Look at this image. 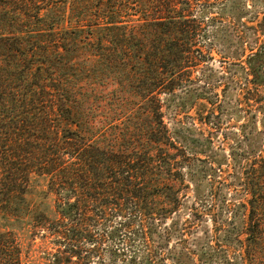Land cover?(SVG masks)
<instances>
[{
  "label": "trees",
  "instance_id": "1",
  "mask_svg": "<svg viewBox=\"0 0 264 264\" xmlns=\"http://www.w3.org/2000/svg\"><path fill=\"white\" fill-rule=\"evenodd\" d=\"M192 1L0 0V264H23L14 227L23 220L55 238L44 264H83V246L102 240L88 227L107 223L116 237L137 222L145 237L149 220L161 226L176 211L174 196L159 207L150 199L176 158L159 101L183 85L165 74L197 62ZM257 70L247 106L263 102ZM96 107L104 120L131 107L107 144L96 139ZM261 122L264 131V111ZM250 151L236 157L239 223L226 239L239 258L222 264H264V141ZM40 182L58 199L56 219L30 206Z\"/></svg>",
  "mask_w": 264,
  "mask_h": 264
},
{
  "label": "rangeland",
  "instance_id": "2",
  "mask_svg": "<svg viewBox=\"0 0 264 264\" xmlns=\"http://www.w3.org/2000/svg\"><path fill=\"white\" fill-rule=\"evenodd\" d=\"M145 1L152 5V0ZM192 5L191 13L202 27L193 53L197 62L165 74V81L177 80L183 85L173 94L162 93L159 101L163 122L176 146L170 150L176 158L170 173L163 175V183L151 190L150 199L159 207L174 196L177 209L164 225L156 226L149 220L145 237L137 222L116 237L110 236L107 223L88 227L102 240L83 246L82 255L90 257L83 259V264H222L225 258H239L237 242L227 245L226 239L239 223L232 211L242 194L236 157L240 160L243 151L254 152L264 141V0H194ZM71 9L69 4L66 26L76 23ZM255 53L259 58L252 57ZM253 65L258 66L254 79L261 83L263 102L251 99L247 106L245 88L251 84L249 69ZM101 115L96 107V139L107 144L132 112L131 107L124 109L119 120H104ZM46 190V183L34 186L30 206L56 219L60 216L58 199ZM28 223L23 220L14 226L23 264H44L43 257L56 247L55 238L50 234L40 238ZM2 224L0 219V230ZM123 241L126 244L121 246Z\"/></svg>",
  "mask_w": 264,
  "mask_h": 264
}]
</instances>
